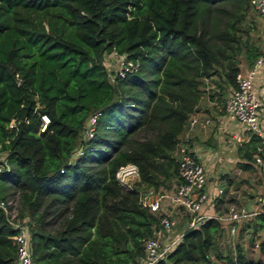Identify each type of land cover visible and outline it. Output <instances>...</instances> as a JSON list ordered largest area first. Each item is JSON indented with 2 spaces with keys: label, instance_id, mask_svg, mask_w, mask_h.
<instances>
[{
  "label": "trees",
  "instance_id": "16d2710c",
  "mask_svg": "<svg viewBox=\"0 0 264 264\" xmlns=\"http://www.w3.org/2000/svg\"><path fill=\"white\" fill-rule=\"evenodd\" d=\"M251 11L249 0H0V198L13 196L32 264L143 257L163 213L141 194L180 181L176 142L204 78L232 87L240 63L261 54ZM110 50L135 67L109 71ZM258 142L251 134L237 145L240 168ZM127 163L137 172L130 188L115 177ZM247 222L255 232L264 212ZM222 229L214 216L184 227L154 264H264ZM15 231L0 208V264H14ZM257 245L264 254V236Z\"/></svg>",
  "mask_w": 264,
  "mask_h": 264
},
{
  "label": "built area",
  "instance_id": "2783aa9c",
  "mask_svg": "<svg viewBox=\"0 0 264 264\" xmlns=\"http://www.w3.org/2000/svg\"><path fill=\"white\" fill-rule=\"evenodd\" d=\"M249 3L254 11L264 14V0H249ZM108 52H111L119 58L120 65L116 71L120 75L123 74L126 67H135L136 63L126 60L123 55L114 50ZM262 63L263 57L259 54L253 59L250 65L243 68L240 67L235 72L234 85L230 88L224 99L223 110L226 117L238 122L249 136L254 134L259 137V142L253 152L252 163L258 170L264 183V125H262L259 119V109L264 102V92L257 90L252 82ZM94 116L95 113L89 116L82 132V137H87L91 134ZM40 117L44 124L47 120L46 115L41 114ZM196 120V115L189 113L185 125L192 126ZM202 122L207 123L208 118L204 117ZM175 154L177 159V175L179 176L180 181L175 184L173 189L164 193H151V191L143 193L142 200L150 210H158L160 199L165 197L175 204L182 205L186 209L189 216L185 227L195 226L205 217L214 216L222 221H227V223L230 224V231L234 230L236 221L239 219H251L256 213L264 212V194L258 199L260 207L254 210L246 211L243 208H230L226 213L219 216L200 212L198 209L201 203L207 199H213L215 197H212L215 193H210L204 189V183L206 181L204 166L194 151L186 143L185 139L182 140L178 138L175 147ZM4 163V154L0 153V169ZM125 165L128 166L129 164ZM125 165L124 167H126ZM120 167L123 168V165ZM131 171L136 173L134 166ZM216 190L219 192L220 188L218 187ZM8 204L9 202L7 199L0 198V208L16 228V231L12 235L15 245L14 264H32L27 225L24 219H10V208L8 207ZM172 224L173 219L168 213L161 214L158 219V225L154 228V234L143 239L144 255L136 264H154L156 260L163 257L166 252L175 245L176 241L181 236L182 230L169 234L171 233L170 230ZM254 245H257V242H254Z\"/></svg>",
  "mask_w": 264,
  "mask_h": 264
},
{
  "label": "crops",
  "instance_id": "0c3cea01",
  "mask_svg": "<svg viewBox=\"0 0 264 264\" xmlns=\"http://www.w3.org/2000/svg\"><path fill=\"white\" fill-rule=\"evenodd\" d=\"M247 21L255 26L253 34L263 57V63L257 70L252 82L257 90L264 92V14L253 11ZM246 66L248 65L243 62L240 63V67ZM226 88L227 90L223 95H218L219 86L215 77H205L204 91L190 112V114L196 115L197 120L192 126L184 125L178 134L179 139L186 140L205 169H209L204 189L210 193H215L212 196L215 197L202 202L198 210L204 214L215 216L226 213L230 208H243L246 211L259 208L258 199L264 194V183L253 163L247 168H240L237 164L243 158H240L236 147L246 141L249 135L238 122L228 119L224 113L223 102L231 86ZM204 117L208 118L207 123L202 122ZM259 119L264 125V102L259 109ZM171 183L174 184L173 179ZM218 187L220 188L219 192L216 190ZM151 193L155 192L151 191ZM160 208L161 213H168L172 219L174 217L179 219L178 210L184 211L186 218L179 224L178 230L175 232L181 231L186 226L189 214L182 205L166 199L163 202L159 201L158 209ZM247 221L249 219H239L236 221L234 230L230 231V224L223 220L222 235L225 241L234 238L233 241L238 240L242 244L243 237L240 236L247 230L245 227ZM234 233L236 234L234 235Z\"/></svg>",
  "mask_w": 264,
  "mask_h": 264
},
{
  "label": "rangeland",
  "instance_id": "374dc122",
  "mask_svg": "<svg viewBox=\"0 0 264 264\" xmlns=\"http://www.w3.org/2000/svg\"><path fill=\"white\" fill-rule=\"evenodd\" d=\"M250 10V8L248 9ZM249 12V11H248ZM253 12V11H251ZM248 14H249V17L251 16V13H247V18H248ZM254 26V25H253ZM240 27H245V24L242 22L240 24ZM254 30H255V26H254ZM254 31H251V33H253ZM252 35V37H254V34H250ZM103 63L105 64L106 68L109 70V71H115L119 68V65H120V62H119V58H117L115 55H113L111 52H105L104 53V56H103ZM227 88L226 86H221L219 88V91L218 92V95H223L225 92H226ZM78 151V150H77ZM76 150L74 151V153L76 154L77 152ZM128 164V163H127ZM125 165V164H124ZM123 165V168H121L120 166L116 169L115 171V177L117 179V181L125 188H130L131 186H134L135 185V181L137 179V172L134 173L133 171H129V168L127 165H125L126 167H124ZM203 165V163H202ZM204 166V165H203ZM135 167V166H134ZM126 168V169H125ZM204 170L206 171V176H207V173L209 171V169H205L204 167ZM126 172V173H125ZM211 174V173H210ZM175 184H173V186H171L170 189H166V188H159L158 191H153V192H160V193H164V192H167L169 190H171L173 187H174ZM146 190V189H145ZM151 190H148L146 192H149ZM13 197V196H12ZM12 197L9 196V198H7L9 204H12L9 208H10V219L11 220H15V219H18L17 218V209H16V205L14 206V203L12 201ZM141 197H142V194H141ZM168 198H165V197H162L160 200L163 202L164 200H166ZM160 206H161V203H160ZM161 208L158 209V210H155V211H159L160 212ZM178 216H179V219L174 217L173 219V224H172V227H171V230L169 234H172L174 233L176 230H178V227H179V224L185 220L186 217H184L186 214L185 212H180L178 210L177 212ZM24 218H26L25 216H23ZM258 218V217H256ZM254 217V219H256ZM250 220V219H249ZM245 227H247V230L242 233V235L240 237H243L242 241L243 243L241 244L245 253L250 256V257H253L254 259H259L261 262L264 261V254L260 252L259 250V247L258 245H254V242H259L263 236H264V224L261 228H258L255 232L252 233V227L251 225L246 222L245 224ZM236 233H234L235 235ZM238 234V232H237ZM252 235V241L254 242H250L249 240V236ZM239 236V234H238ZM221 238H224L223 235H221ZM220 238V239H221ZM233 240L234 238H232L231 240H229L230 244L233 243ZM220 242V241H219ZM221 243V242H220ZM222 245V244H221ZM232 245V244H231ZM230 245V246H231ZM219 264H223V261L219 260L218 261Z\"/></svg>",
  "mask_w": 264,
  "mask_h": 264
},
{
  "label": "bare ground",
  "instance_id": "6f19581e",
  "mask_svg": "<svg viewBox=\"0 0 264 264\" xmlns=\"http://www.w3.org/2000/svg\"><path fill=\"white\" fill-rule=\"evenodd\" d=\"M128 168H129V171H131V170L133 169L132 166H129ZM125 173H126V172H125ZM149 194H151V193H149Z\"/></svg>",
  "mask_w": 264,
  "mask_h": 264
}]
</instances>
